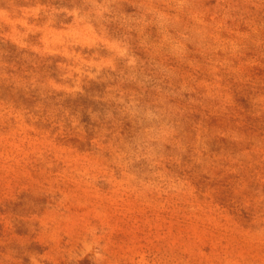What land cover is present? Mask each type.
<instances>
[{
    "label": "rangeland",
    "instance_id": "obj_1",
    "mask_svg": "<svg viewBox=\"0 0 264 264\" xmlns=\"http://www.w3.org/2000/svg\"><path fill=\"white\" fill-rule=\"evenodd\" d=\"M0 264H264V0H0Z\"/></svg>",
    "mask_w": 264,
    "mask_h": 264
}]
</instances>
